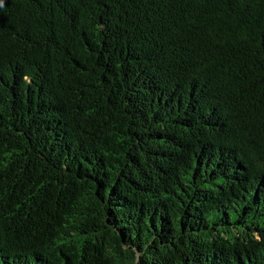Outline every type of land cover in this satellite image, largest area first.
<instances>
[{
	"label": "trees",
	"instance_id": "1",
	"mask_svg": "<svg viewBox=\"0 0 264 264\" xmlns=\"http://www.w3.org/2000/svg\"><path fill=\"white\" fill-rule=\"evenodd\" d=\"M0 264H264V0H0Z\"/></svg>",
	"mask_w": 264,
	"mask_h": 264
}]
</instances>
